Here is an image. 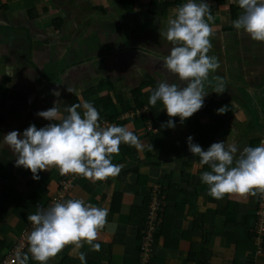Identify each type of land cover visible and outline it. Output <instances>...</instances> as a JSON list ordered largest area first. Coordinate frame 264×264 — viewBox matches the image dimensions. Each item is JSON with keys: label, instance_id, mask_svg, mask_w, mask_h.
<instances>
[{"label": "crops", "instance_id": "0c3cea01", "mask_svg": "<svg viewBox=\"0 0 264 264\" xmlns=\"http://www.w3.org/2000/svg\"><path fill=\"white\" fill-rule=\"evenodd\" d=\"M156 1L151 7L153 0L125 6L122 0H0V262L31 223L27 216L50 201L61 179L73 177L64 201L83 198L106 208L108 224L116 227L100 231L99 251L86 243L76 251L66 246L48 264H81L79 252L86 264H138L154 188L164 199L150 264H264V234L258 245L255 231L259 194L213 198L200 178L210 166L200 164L187 142L199 139L204 150L214 142L234 143L236 158L244 147L264 142V42L233 27L243 13L238 0H205L214 17L208 55L219 67L209 74L211 85L205 82L203 107L181 123L162 101L153 107L149 98L161 81L187 86L163 68L174 46L164 35L168 19L187 0ZM217 77L225 86L219 94L213 91ZM82 101L97 108L100 124L127 126L144 145H120L112 158L123 165L118 176L92 181L53 167L34 179L30 169L16 166L4 135L53 123L37 113L55 102L67 115L66 107ZM77 110L83 115L82 107ZM169 119L175 128L164 126ZM28 255V264H39Z\"/></svg>", "mask_w": 264, "mask_h": 264}, {"label": "clouds", "instance_id": "9594fccd", "mask_svg": "<svg viewBox=\"0 0 264 264\" xmlns=\"http://www.w3.org/2000/svg\"><path fill=\"white\" fill-rule=\"evenodd\" d=\"M238 5L243 13L233 20V27L244 30L255 41L264 42V0H238ZM210 21H214V17L205 0L199 3L187 0L177 8L175 16L168 19L164 33L174 46L163 58V68L178 74L179 81H186L187 86L161 81L152 92L149 104L154 107L157 101H162L168 116L179 117L181 123L203 107L209 94L205 82L211 85L209 74L219 67L217 57L208 55L214 33ZM11 71L9 68L8 74ZM217 80L219 83L213 86V91L219 94L225 86L221 78ZM53 95L59 97L60 93L53 90ZM57 102L37 113L53 123L40 128L32 124L22 135L13 130L3 136V143L17 156L16 166L30 169L34 179H39L40 171L56 167L61 175L74 174L104 181L122 171L123 165L112 162L122 143L143 149L139 137L127 126L102 127L100 113L93 104L87 101L72 104L64 109L68 114L63 115ZM81 107L83 115L77 110ZM164 126L175 128L174 119H169ZM187 142L193 156L200 157V164L210 166V171L202 172L200 178L209 186L208 194L213 198L222 199L232 194L264 197V142L256 147H244L239 158H236L238 147L234 143L226 146L224 141L214 142L204 150L191 136ZM107 216L108 209L86 203L83 198L38 208L27 216L33 226L27 237L28 253L39 264H48L66 246H73L76 251L86 243L92 251H99L101 244L96 241L100 231L105 227L114 231L116 227L108 224ZM28 253H17L18 264H28ZM79 259L81 264H86L85 253L79 252Z\"/></svg>", "mask_w": 264, "mask_h": 264}, {"label": "built area", "instance_id": "2783aa9c", "mask_svg": "<svg viewBox=\"0 0 264 264\" xmlns=\"http://www.w3.org/2000/svg\"><path fill=\"white\" fill-rule=\"evenodd\" d=\"M109 123H101L102 127L109 126ZM73 177H67L60 180V187L57 193L50 199L48 203L42 206V208H48L55 202H63L66 198V194L72 189ZM163 199L164 197L160 193L158 188H154L147 207L144 229L141 231L139 237V263L138 264H150L152 256V247L154 245L153 236L158 230L161 223V214L163 212ZM256 234L258 245L260 244L261 236L264 234V197L258 195V206L256 211ZM32 224L30 223L21 233L17 242L12 246L9 252L3 257L0 264H18L17 253L23 255L28 247L27 237L32 230Z\"/></svg>", "mask_w": 264, "mask_h": 264}, {"label": "trees", "instance_id": "16d2710c", "mask_svg": "<svg viewBox=\"0 0 264 264\" xmlns=\"http://www.w3.org/2000/svg\"><path fill=\"white\" fill-rule=\"evenodd\" d=\"M130 1L131 0H122V4L125 6L127 3H130ZM156 2H157L156 0H153V2L151 3V7H153L154 4L156 5ZM165 7H167V6H165ZM133 96H134V102H135L136 105H140L141 103H143V99H142L141 93H139V88L133 90ZM193 124H197L196 118L192 121V125ZM199 135H201V134L197 133V137L198 138H199ZM205 136H206V134L204 135V137ZM194 143L199 144V139L196 140Z\"/></svg>", "mask_w": 264, "mask_h": 264}]
</instances>
